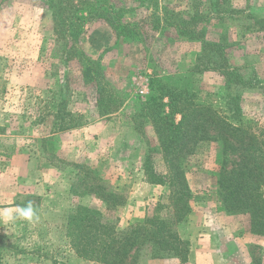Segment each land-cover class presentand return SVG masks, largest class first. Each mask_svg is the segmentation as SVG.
Listing matches in <instances>:
<instances>
[{
	"label": "rangeland",
	"instance_id": "374dc122",
	"mask_svg": "<svg viewBox=\"0 0 264 264\" xmlns=\"http://www.w3.org/2000/svg\"><path fill=\"white\" fill-rule=\"evenodd\" d=\"M53 2L0 0V209L32 201L39 217H0V264H99L72 247L68 222L78 209L99 211L123 231L169 196L167 185L151 182L146 160L151 157L164 177L171 174L162 147L171 136L158 129V113L169 115L170 105L164 97L157 108L149 97L158 79L167 88L174 86L170 77L186 87L178 76L188 75L204 51L191 35L234 44L228 64H236L244 80L232 82V67L194 73L200 97L215 94L223 109L232 100L229 115L238 111L264 123V32H247L250 21L238 16L264 18V0H160L158 10L147 13L158 11L159 31L148 25L141 40L123 38L104 21L87 20L76 42L54 20ZM112 2L134 9L129 20L146 16L136 0ZM166 11L179 14L166 20ZM197 12H211L210 19L186 27L182 22ZM225 95L230 99L217 98ZM208 134L179 160L192 192V211L177 226L188 242L187 258L152 259L144 252L137 264H264V235L251 234L248 217L223 204L219 181L234 156L224 153L212 130ZM213 251L215 260L208 257Z\"/></svg>",
	"mask_w": 264,
	"mask_h": 264
},
{
	"label": "trees",
	"instance_id": "16d2710c",
	"mask_svg": "<svg viewBox=\"0 0 264 264\" xmlns=\"http://www.w3.org/2000/svg\"><path fill=\"white\" fill-rule=\"evenodd\" d=\"M136 2L142 3L147 11L145 18L139 22L127 18V13L133 11V8L118 7L112 0H54V20L58 19L64 35L74 39V42L83 34V24L87 20L104 21L116 36L141 40L142 35H145L143 27L150 25L154 32L162 28L158 11L147 14L150 9L158 10L160 0ZM168 11L164 13L163 19L177 18L179 13ZM210 13H190L189 18L182 23L186 27H191V24L198 27L209 18ZM238 13L239 19L250 21L245 27L247 32L253 29L264 32V18L255 20L251 19V15L245 16V12ZM217 19L224 22L222 16ZM174 28H179V24ZM179 34L187 35V32L182 29ZM203 35L190 36L203 43L204 51L198 60L200 62L189 69L188 75L178 76V82H184L186 87L178 86L174 78L170 77L169 81L174 86L167 88L158 79L155 80L149 97V101L157 104V108L163 106L164 97L168 98L170 105L169 115L161 116L158 113V129L161 134L171 136V143L162 145L163 160L171 174L164 177L154 170L151 157L146 160V174L150 172L151 182L167 185L170 189L169 196L166 199L162 197L145 220L131 224L123 231L118 230L117 224L108 222L99 211L78 209L68 226L72 230V247L79 257L99 264H137L144 252L152 259L169 256L186 259L189 253L188 242L181 237L177 226L192 211V192L179 160L192 142L208 139L209 130L223 141L224 153L234 156L231 168L224 171L219 181L224 192V207L230 213L247 216L251 234L264 235V123L246 120L238 111L229 115L232 100L227 103V109H223L217 105V100L212 99L215 94L209 92L203 98L200 97L196 82L190 79L194 73L232 67L233 71L228 72L232 82H244L238 71L239 67L228 64L229 50L234 44H228L222 37V42L219 43ZM85 75L89 77L90 72L87 71ZM217 98L230 99L229 95ZM72 116L73 114H66V117ZM72 127L75 124L60 129Z\"/></svg>",
	"mask_w": 264,
	"mask_h": 264
},
{
	"label": "clouds",
	"instance_id": "9594fccd",
	"mask_svg": "<svg viewBox=\"0 0 264 264\" xmlns=\"http://www.w3.org/2000/svg\"><path fill=\"white\" fill-rule=\"evenodd\" d=\"M0 217H3L6 221L12 222L18 218L24 220L33 221L38 219L36 210L33 206V202L29 201L25 206L17 205L15 208H3L0 209Z\"/></svg>",
	"mask_w": 264,
	"mask_h": 264
},
{
	"label": "crops",
	"instance_id": "0c3cea01",
	"mask_svg": "<svg viewBox=\"0 0 264 264\" xmlns=\"http://www.w3.org/2000/svg\"><path fill=\"white\" fill-rule=\"evenodd\" d=\"M208 257L212 258L213 260H215V259L218 258V254H217L216 251H213V252L208 253Z\"/></svg>",
	"mask_w": 264,
	"mask_h": 264
}]
</instances>
